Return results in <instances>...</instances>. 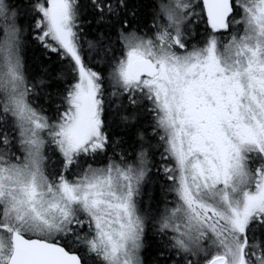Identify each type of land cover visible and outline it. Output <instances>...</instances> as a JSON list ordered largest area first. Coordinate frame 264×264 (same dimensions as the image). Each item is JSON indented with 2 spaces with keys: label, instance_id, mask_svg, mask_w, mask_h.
Masks as SVG:
<instances>
[{
  "label": "snow or ice",
  "instance_id": "snow-or-ice-1",
  "mask_svg": "<svg viewBox=\"0 0 264 264\" xmlns=\"http://www.w3.org/2000/svg\"><path fill=\"white\" fill-rule=\"evenodd\" d=\"M0 264H264V0H0Z\"/></svg>",
  "mask_w": 264,
  "mask_h": 264
}]
</instances>
